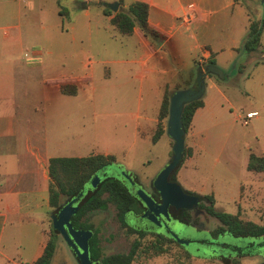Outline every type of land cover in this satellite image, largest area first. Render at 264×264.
Masks as SVG:
<instances>
[{
  "label": "rangeland",
  "instance_id": "obj_1",
  "mask_svg": "<svg viewBox=\"0 0 264 264\" xmlns=\"http://www.w3.org/2000/svg\"><path fill=\"white\" fill-rule=\"evenodd\" d=\"M113 1L116 0H35V8L40 9V21L36 17L29 21L33 22L31 26L35 33L29 30L24 33L22 51L28 58L31 57L30 49L41 50V58L36 57L34 61L41 60L43 67L35 68L31 74L24 73L23 80L27 88L33 89V85L36 88L38 84L37 79L48 80L59 70L72 75L68 84L77 87L68 101L73 103L74 140L76 134L82 133L80 153L86 155L101 151L114 156V160L99 168L90 180L96 173L99 179L113 175L126 182L135 196L138 194L147 198L145 191L150 189L151 180L171 158L172 138L167 132L156 142L151 141L162 96L160 84L168 81L165 86L170 89H174L176 83L184 85L182 78L175 77L176 68L192 64L194 67L196 59L193 63L188 49L177 55L170 52L167 45H155L152 48L157 49V54L141 67L135 61L141 49L136 37L121 34L103 13V6ZM186 2L181 0L180 4ZM163 3L169 5V0ZM172 4L179 5L175 0ZM119 6L118 3L117 9ZM59 7L64 8L63 14L58 13ZM262 8L261 0H249L246 5L249 18H258ZM239 18L237 14L229 17L217 32L240 36L244 27ZM159 55L163 57L160 68H165L166 72L146 71L153 65L159 67ZM243 55L247 53L241 54L240 59ZM246 63L251 70L255 65L254 57ZM142 72L144 76H141ZM83 73L90 75V79L78 77ZM235 74L236 70L231 73L229 83L224 84L228 100H219L223 107L218 108L213 103L215 108L207 119L197 123V128L203 127L204 131L197 136L199 146L194 157L186 165L180 167L179 163L177 166L188 182L183 178L176 180L187 192L202 195L213 191L214 207L218 210L238 212L244 219L261 222L264 216V171L248 170L246 162L249 151H264V111L261 107L264 94L258 98L255 78L246 79L241 74L233 76ZM34 96V92L23 94V101L33 100ZM53 97L58 99V96ZM248 108H256L259 114L248 117V122L243 123ZM146 114L151 118L146 120ZM186 134L185 146L188 140ZM128 171L137 177L144 190L131 181ZM89 181L85 184L86 189ZM188 184H196V192L190 190ZM203 201L205 204L208 202L206 199ZM200 207L195 204L184 208L180 217L169 213L164 217L167 228L163 233L168 232L171 237L176 235L183 241V247L169 240L164 250L153 253L152 249L162 247L161 240L152 239L147 243L146 239L131 264H194L192 258L183 254L184 250L189 251L193 258L196 255L209 258L219 254L240 256V264H264V234L250 236L220 232L216 229L220 224L218 218ZM102 216L100 213L97 217ZM47 221L50 229L49 218ZM137 221L132 218L133 225H137ZM145 222L142 219L140 223L144 225ZM130 229L126 226L125 232ZM142 233L153 234L150 231ZM132 237L127 235L126 239L129 241ZM59 239L58 236L49 264H69L71 260L63 243L58 244ZM117 248L124 250L125 245ZM32 256V253H14L10 256L14 257L11 264H15L18 258L31 260ZM210 262L224 264L213 258Z\"/></svg>",
  "mask_w": 264,
  "mask_h": 264
},
{
  "label": "crops",
  "instance_id": "obj_2",
  "mask_svg": "<svg viewBox=\"0 0 264 264\" xmlns=\"http://www.w3.org/2000/svg\"><path fill=\"white\" fill-rule=\"evenodd\" d=\"M144 1L148 3L149 23L161 35L152 38L144 35L138 26H134L131 35L136 37L141 47L135 61L140 63L141 67L148 64L157 54V49H153V46L167 45L168 50H173L169 51L177 55L188 49L193 63L195 59L203 63L212 57L225 71L229 68L231 73L236 70L237 48L246 35L250 19L246 10L249 0L245 2L244 0H187L188 2L182 5L181 0H175L179 4L177 6L172 4L173 0H169V5L164 4V0ZM128 3L123 0L122 7ZM188 4L192 5L194 16L190 24L186 25L181 22L180 15L184 6ZM57 11L60 14L65 12L63 7H59ZM39 12L40 9L35 8V0H0V264H11V259L14 257L10 256L14 253L33 254L31 260L22 261L18 258L15 264L30 263L42 253L49 237L47 220L49 218L50 225L52 221L48 204L49 158L84 155L80 153L83 146L82 133L76 134L74 140L73 103L68 101L74 93L61 91V86L69 85L68 80L73 76L59 70L56 72L57 75L48 80L37 79L38 84L36 88L33 85V89L27 88L26 81L23 80L24 73L31 74L35 68L43 67L41 60L37 63L34 61L36 57L41 58V50L30 49L31 57L28 58L22 51L24 33L27 30L35 33L34 27L31 26L33 22L29 21L35 17L40 21ZM234 14L240 16L239 19L244 27L240 36L234 37L232 33L219 34L217 30L222 29V25ZM106 15L110 20L112 14ZM252 57L255 65L249 70L246 62ZM162 60L163 57L159 55L157 62L159 67L153 65L146 71L161 70L165 73L166 69L160 68ZM240 61L244 66L240 71L236 70L233 76L241 74L246 79L255 78V91L259 98L264 94V30L259 49L243 55ZM232 62L234 64L231 66ZM192 65L176 68L175 77L182 78L184 83L190 81L188 86L193 84ZM231 73L220 80L213 75L205 76L203 105L195 109L186 134L187 146H190L192 151L185 156L180 167L191 161L199 146L197 136L204 131V128H197V123L207 119L215 108L213 103L220 108L223 104L219 103V100H228L224 84L229 83L232 78ZM83 76L90 79V75L84 73L78 77L83 78ZM141 76H144L143 72ZM167 82L163 81L160 84L162 94ZM32 92L35 94L33 100L28 99L24 102L23 94ZM53 95L58 96V99L56 100ZM261 107L264 111V103ZM252 110L257 109H247V111ZM258 114L259 112L256 113ZM144 118L147 120L149 115L146 114ZM260 153L264 154V151ZM180 167L177 171V179L183 178L188 182ZM188 186L190 190L196 192V184H188ZM212 194L215 199L213 191ZM183 254L187 258H192L194 264H214L210 262L211 258L230 264L226 263L223 260L224 256L219 254L209 258L200 257L201 255L193 258L192 254L185 250ZM238 259L240 264V256Z\"/></svg>",
  "mask_w": 264,
  "mask_h": 264
},
{
  "label": "trees",
  "instance_id": "obj_3",
  "mask_svg": "<svg viewBox=\"0 0 264 264\" xmlns=\"http://www.w3.org/2000/svg\"><path fill=\"white\" fill-rule=\"evenodd\" d=\"M120 4L119 8L115 11L110 9L108 6H103V12L105 14H112L110 22L114 27L124 35L131 34L134 26H138L139 29L146 36L152 38L160 36V32L150 25L148 21V3L144 0H132L125 7L121 4L123 0H117ZM242 1V0H241ZM245 2V0H244ZM263 8L261 15L258 18H250L248 23V29L241 45L237 48V56L235 61V69L240 71L244 66L243 62L240 61L241 54L252 53L259 49L261 44V35L264 30V0H261ZM101 4V3H100ZM121 7V8H120ZM195 65L191 71V82L193 84L196 81V73L199 68L205 67L208 63H215L212 57H209L203 63H199L195 60ZM216 79L220 78L213 74ZM224 79V78H223ZM190 85V81L181 85L176 83L175 88ZM174 89H170L165 86L163 94L160 100L157 122L154 132L151 135V141L156 142L158 138L166 132V120L168 116V105L169 97ZM61 91L65 93H75L76 88L73 85H62ZM203 105L202 97L185 102L181 112V123L184 129V133L187 132L193 113L195 109ZM191 147L184 146V151L180 164L184 160L185 156L191 154ZM172 153V150H171ZM114 156L112 153H90L83 156H52L49 158L48 171L50 175V181L48 185V204L50 211L57 212L61 206V202L68 196H73L82 191L79 197L80 206L74 218L71 219L74 227L86 228L87 225L78 222L77 218L90 208L104 207L107 201H112L118 209V214L121 216L127 207L133 204L134 197L127 190L125 185L118 179L112 177L103 178L100 184L94 188H85V184L90 180L92 175L104 165L112 162ZM248 170L264 171V154L249 151L248 159L246 163ZM178 167L172 172V179H177ZM107 191L108 195L104 198L100 197L102 191ZM205 198L208 202L204 207L210 214L216 216L220 221V224L216 226V229L220 232L228 231L233 235H250L257 236L264 234V216L261 222H257L251 219H244L240 217L239 213H233L224 210H218L214 207V196L212 193L200 195ZM58 230L52 226V221L49 229V237L43 248L42 253L30 263L26 264H49L53 253L56 248V237ZM176 242V241H175ZM178 243V242H176ZM140 243L137 241L135 245L127 253L118 252L110 256H107L108 260L114 262V264H131L132 260L138 253ZM164 250L163 247L152 249L153 253H158ZM226 263L239 264L238 256H224Z\"/></svg>",
  "mask_w": 264,
  "mask_h": 264
},
{
  "label": "water",
  "instance_id": "obj_4",
  "mask_svg": "<svg viewBox=\"0 0 264 264\" xmlns=\"http://www.w3.org/2000/svg\"><path fill=\"white\" fill-rule=\"evenodd\" d=\"M112 10H117L118 1L107 3ZM231 72V69L225 71L216 63H208L205 67L198 69L196 73L195 87H180L172 91L169 97L168 116L166 120V132L172 138L171 158L157 172L153 179V185L159 192L162 203L161 205L151 202L149 197H144L146 203L149 204L148 214L145 213L140 218L144 222L141 225L144 228L156 230L160 227L157 216L160 212L167 214L166 206L172 204L176 207H191L199 202L200 194L185 191L177 180H169L171 172L179 165L185 146L184 129L181 123V112L185 102L199 98L205 87V76L213 73L220 78H224ZM96 173L89 181L87 187L94 188L99 181ZM130 179V178H129ZM82 191L70 197L65 203H62L57 212L51 211L50 217L52 225L63 235L64 239L70 244L75 251L79 264H92L88 257L87 238L91 234L90 229L76 228L70 221V215L76 211L77 205L73 206V202L80 197ZM69 197V196H68ZM66 197V199L68 198ZM151 211V212H150ZM150 212V213H149ZM173 237L179 241H183L176 235Z\"/></svg>",
  "mask_w": 264,
  "mask_h": 264
},
{
  "label": "flooded vegetation",
  "instance_id": "obj_5",
  "mask_svg": "<svg viewBox=\"0 0 264 264\" xmlns=\"http://www.w3.org/2000/svg\"><path fill=\"white\" fill-rule=\"evenodd\" d=\"M192 86L195 87V83L192 84ZM127 174L131 178V181L133 183H136L140 189L144 190V188L141 186V184L138 183L139 180L137 179V177L135 175H133L132 173H129V171L127 172ZM106 177L118 178V177H115L113 175H108V176L102 177L96 183L95 187H97L100 184V182L103 180V178H106ZM154 177H155V175H154ZM154 177H153V179H154ZM118 179L121 180L120 178H118ZM153 179L150 182V184H151L150 189L146 190L145 192H146L147 196L149 197L148 199H150L151 202H154V203L161 205L162 199H161L159 192L155 189V187L153 185ZM169 180H174V179H172L171 175L169 176ZM122 183L125 185L127 190L134 197L133 204L126 208V210L124 211V213L122 215V218L118 214V209H117L116 205L114 204V202H112L110 200L106 202L104 207L87 209L84 213H82L77 218L78 222L83 223V224L88 226L84 229H90L91 230V234L87 238L88 257H89L91 263L92 264H114V262H111V260L107 259L108 258L107 256H110V255H112L114 253H118V252L127 253L128 251L131 250L133 245H135L137 243V241H139L140 245H142L146 239H147V241H145V242H147V243L149 241H152V239H154L158 242L161 240V243H162L161 245H162L163 249L167 247L169 240H171V242H174V243L178 242L176 244L181 245L183 247V245L179 241L175 240L174 237L169 236L168 232H167V234L163 233L164 230H166V228H167V223L165 222L166 221L164 218L165 215L162 212H160L159 215L157 216L158 222L160 224V227L158 229L152 230V229H147V228H144L141 226L140 222H142V220L140 217L142 215H144L145 213L148 214L149 204L146 203L147 199H144L143 197L138 196V194L135 196L130 191L128 184L124 181H122ZM107 195H108V192L104 190L101 192L100 197L104 198ZM70 197H72V196H69L67 199L65 198V200H63L61 203H65ZM203 200H205V199L202 196H200L199 197L200 202L197 203V205H198V207L201 206L200 208H203V210L205 211L206 209L204 207V201ZM72 204H73V206L77 205V209H76V211H74L70 215V221L72 218H74V215L77 213L78 208L80 206L79 197ZM184 208L185 207H176L172 204H168L166 206V211H167V213H169L173 217H180V213ZM100 213H102L103 216L101 218H98L97 216ZM134 217L136 218V220H138L137 225L132 224V218H134ZM186 219H188V217ZM126 226L131 228L129 232H125ZM76 228H79V227H76ZM143 231H150L153 234H151V235L145 234L144 235L142 233ZM120 233H122L123 236ZM127 235H133L131 240L128 241L126 239ZM58 236L60 237L58 244L62 242L63 245L65 246V248L68 250V253L70 254L71 260H70L69 264H79V259L76 255L75 251L73 250L72 246L66 242L63 235L60 234L59 232H58L57 237ZM57 237H56V239H57ZM120 241H122V243ZM121 244L125 245L124 250L117 248V247H120ZM141 247L142 246H140V248ZM182 249L184 250V248H182ZM189 254H191V253L189 252ZM60 264H63V263H60Z\"/></svg>",
  "mask_w": 264,
  "mask_h": 264
},
{
  "label": "built area",
  "instance_id": "obj_6",
  "mask_svg": "<svg viewBox=\"0 0 264 264\" xmlns=\"http://www.w3.org/2000/svg\"><path fill=\"white\" fill-rule=\"evenodd\" d=\"M194 16V9L192 7V5H185L183 8V13L180 15V20L183 24H190V22L192 21ZM256 114V110H252V111H246L245 116L243 118V123H247L248 117H251L252 115Z\"/></svg>",
  "mask_w": 264,
  "mask_h": 264
}]
</instances>
